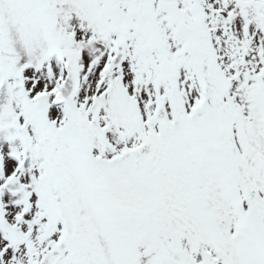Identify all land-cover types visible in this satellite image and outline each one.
I'll return each instance as SVG.
<instances>
[{"label": "snow or ice", "instance_id": "6c2138e0", "mask_svg": "<svg viewBox=\"0 0 264 264\" xmlns=\"http://www.w3.org/2000/svg\"><path fill=\"white\" fill-rule=\"evenodd\" d=\"M0 264H264V0H0Z\"/></svg>", "mask_w": 264, "mask_h": 264}]
</instances>
